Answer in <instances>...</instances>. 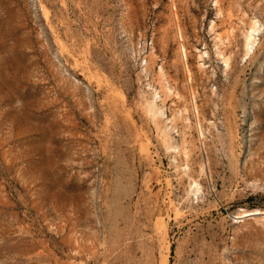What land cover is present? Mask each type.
<instances>
[{"label": "rangeland", "instance_id": "374dc122", "mask_svg": "<svg viewBox=\"0 0 264 264\" xmlns=\"http://www.w3.org/2000/svg\"><path fill=\"white\" fill-rule=\"evenodd\" d=\"M0 264H264V0H0Z\"/></svg>", "mask_w": 264, "mask_h": 264}, {"label": "bare ground", "instance_id": "6f19581e", "mask_svg": "<svg viewBox=\"0 0 264 264\" xmlns=\"http://www.w3.org/2000/svg\"><path fill=\"white\" fill-rule=\"evenodd\" d=\"M259 213H263V212L261 210L256 209V210L244 212V215H247V214H259Z\"/></svg>", "mask_w": 264, "mask_h": 264}]
</instances>
